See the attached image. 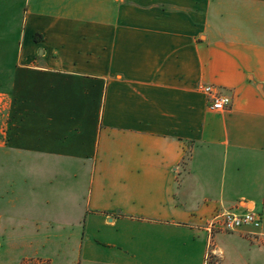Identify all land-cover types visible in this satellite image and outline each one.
<instances>
[{"label":"crops","instance_id":"1","mask_svg":"<svg viewBox=\"0 0 264 264\" xmlns=\"http://www.w3.org/2000/svg\"><path fill=\"white\" fill-rule=\"evenodd\" d=\"M0 11V264L261 263L259 230L207 222L258 209L264 228V0Z\"/></svg>","mask_w":264,"mask_h":264},{"label":"built area","instance_id":"2","mask_svg":"<svg viewBox=\"0 0 264 264\" xmlns=\"http://www.w3.org/2000/svg\"><path fill=\"white\" fill-rule=\"evenodd\" d=\"M199 90L207 97L208 108L212 111H223L230 104L228 95L222 93L218 88L212 85H199ZM244 226H250L259 230L264 236V228L262 227V218L260 214L252 210L242 212L224 211L213 215L207 222L208 231L222 230L232 232ZM207 254L206 257L207 258ZM21 264H47L45 261L38 260L36 262L25 261Z\"/></svg>","mask_w":264,"mask_h":264},{"label":"rangeland","instance_id":"3","mask_svg":"<svg viewBox=\"0 0 264 264\" xmlns=\"http://www.w3.org/2000/svg\"><path fill=\"white\" fill-rule=\"evenodd\" d=\"M14 12V11H13ZM1 15H3L4 11H0ZM4 27H1L0 30H3ZM1 32V31H0ZM14 44V46L16 45L15 42L13 41L12 45ZM13 47V46H12ZM5 76L4 75H0V85H3L5 83ZM224 160H222V158L220 159V162H223ZM251 210V209H249ZM257 212L258 209H257ZM259 214V213H258ZM213 231H222V230H212L210 233L212 234ZM222 232H226V231H222ZM232 237V236H231ZM264 239V236L262 237ZM232 239V238H230ZM176 240V239H175ZM233 244V246L237 247L238 252H241L243 254V252L247 251V247H248V243L243 242L241 240H239L238 238H233V241L231 242ZM170 254L172 259H179L180 257V251H177V249H173L170 251V253H168V255ZM206 254L208 255L207 258H205V263L204 264H213V259L211 258L213 255V251L211 250V245L210 247L206 249ZM252 255L254 256V250H252ZM252 256V257H253ZM206 257V256H205ZM261 263L260 264H264V249H262V255H261ZM253 259V258H252ZM30 261V260H29ZM251 264H255L254 261L252 260Z\"/></svg>","mask_w":264,"mask_h":264}]
</instances>
